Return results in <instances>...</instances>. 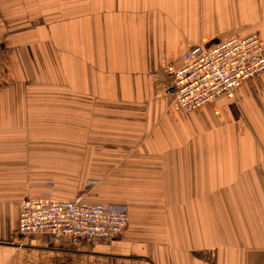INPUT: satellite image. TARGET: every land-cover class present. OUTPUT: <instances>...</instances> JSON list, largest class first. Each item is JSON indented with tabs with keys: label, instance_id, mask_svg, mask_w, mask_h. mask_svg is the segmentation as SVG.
I'll return each mask as SVG.
<instances>
[{
	"label": "crops",
	"instance_id": "obj_1",
	"mask_svg": "<svg viewBox=\"0 0 264 264\" xmlns=\"http://www.w3.org/2000/svg\"><path fill=\"white\" fill-rule=\"evenodd\" d=\"M251 34L264 0H0V264H264V74L186 112L165 69ZM47 192L129 223L21 235Z\"/></svg>",
	"mask_w": 264,
	"mask_h": 264
},
{
	"label": "built area",
	"instance_id": "obj_2",
	"mask_svg": "<svg viewBox=\"0 0 264 264\" xmlns=\"http://www.w3.org/2000/svg\"><path fill=\"white\" fill-rule=\"evenodd\" d=\"M165 69L176 101L184 111H193L222 96L234 98L242 83L264 74V39L251 34L195 45L184 53L183 65L168 63ZM129 220L126 203L92 204L83 195L60 199L47 192L21 201L18 232L107 243L123 233Z\"/></svg>",
	"mask_w": 264,
	"mask_h": 264
},
{
	"label": "rangeland",
	"instance_id": "obj_3",
	"mask_svg": "<svg viewBox=\"0 0 264 264\" xmlns=\"http://www.w3.org/2000/svg\"><path fill=\"white\" fill-rule=\"evenodd\" d=\"M80 195H83V194H80ZM84 196V195H83ZM85 197V196H84Z\"/></svg>",
	"mask_w": 264,
	"mask_h": 264
}]
</instances>
